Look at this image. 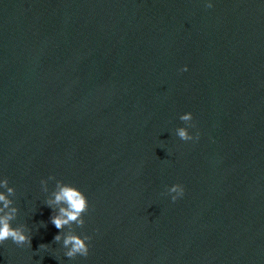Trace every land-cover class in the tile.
I'll use <instances>...</instances> for the list:
<instances>
[{
    "label": "water",
    "instance_id": "water-1",
    "mask_svg": "<svg viewBox=\"0 0 264 264\" xmlns=\"http://www.w3.org/2000/svg\"><path fill=\"white\" fill-rule=\"evenodd\" d=\"M2 176L32 239L0 264H264V0H0ZM57 179L84 225L50 223Z\"/></svg>",
    "mask_w": 264,
    "mask_h": 264
},
{
    "label": "clouds",
    "instance_id": "clouds-1",
    "mask_svg": "<svg viewBox=\"0 0 264 264\" xmlns=\"http://www.w3.org/2000/svg\"><path fill=\"white\" fill-rule=\"evenodd\" d=\"M213 3L214 0H205L206 7H212ZM187 69L188 65L185 64L180 71H186ZM179 119L184 121L185 124L177 129L176 135L185 141L198 140L200 133L198 131L195 133L190 131L193 113L185 111L180 114ZM53 178L51 175L47 177V179ZM40 183L42 185L46 184V180L41 179ZM13 191L14 188L8 185L7 177H0V244L10 240L17 246H31V230L26 225L13 224L18 212V208L13 205L10 199V194ZM168 191L171 200L175 201L184 195L185 187L182 183H173L169 186ZM45 203L50 207H54V212L49 219L56 229H64L70 224H75L76 226L85 224L84 213L89 208V199L85 191L78 185L57 179L55 188L45 200ZM90 239V235L81 234L77 231H58L53 237V241L61 244L64 249L63 254L68 258L87 256L90 248ZM47 245L46 243H41L38 248H45Z\"/></svg>",
    "mask_w": 264,
    "mask_h": 264
}]
</instances>
